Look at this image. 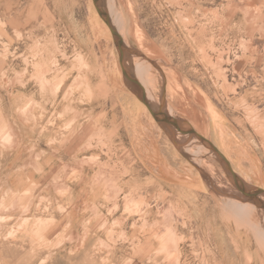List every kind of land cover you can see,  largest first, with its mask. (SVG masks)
<instances>
[{"label": "rangeland", "instance_id": "obj_1", "mask_svg": "<svg viewBox=\"0 0 264 264\" xmlns=\"http://www.w3.org/2000/svg\"><path fill=\"white\" fill-rule=\"evenodd\" d=\"M105 5L157 64L154 108L165 85L166 111L264 187V0ZM145 105L93 0H0V264H264V208Z\"/></svg>", "mask_w": 264, "mask_h": 264}, {"label": "water", "instance_id": "obj_2", "mask_svg": "<svg viewBox=\"0 0 264 264\" xmlns=\"http://www.w3.org/2000/svg\"><path fill=\"white\" fill-rule=\"evenodd\" d=\"M93 2H94V5L99 15L104 20V22L109 26L112 32L115 45L118 48L122 70H123L124 76L126 77L128 84L129 83L133 84L136 87L137 95L140 97L142 101H144V103H146L152 115L155 117L158 123L162 126L164 131L173 139L174 142H175L174 138H175L176 133L184 132L186 134H189L192 137H196L201 143L206 144L217 155L228 177L231 179V181H233L237 189L241 193H243L244 197H241V195L237 193H234V195L240 198L252 200L259 207L264 208V199L262 198V196H264V187L248 185L244 181V179H242L240 175L235 171L230 160L226 157L225 154H223L219 150V148L214 144V142H212L210 139L205 137L203 134L199 133L188 120L178 118L177 116L172 115L166 111L165 109L166 87L165 85H164L165 89L162 92L161 101L158 104V106H155L154 108L155 104H153L152 102L148 100L144 86L142 85L140 80L137 78L135 73L131 70V68L126 65L127 63L126 56L130 55V56L141 57V58L148 60L155 66H157L156 62L153 59L147 57L146 54H144L142 51L132 48L124 41V38L122 37V35L119 33L118 29L112 22V18L105 6V0H93ZM190 160L192 161L191 158ZM195 165L204 173V170H202L200 166H198L196 163ZM209 179H210L212 186L216 189V185L213 179L212 178H209Z\"/></svg>", "mask_w": 264, "mask_h": 264}, {"label": "bare ground", "instance_id": "obj_3", "mask_svg": "<svg viewBox=\"0 0 264 264\" xmlns=\"http://www.w3.org/2000/svg\"><path fill=\"white\" fill-rule=\"evenodd\" d=\"M106 6V5H105ZM106 9H107V11L109 12V14H110V16H111V18H112V22H113V24L116 26V28L118 29V31H119V33L122 35V37L124 38V35H123V32H122V29H121V27L117 24V22L115 21V19L113 18V16L111 15V12L108 10V8L106 7ZM124 41L126 42V39L124 38ZM131 58H133V59H137V61H138V63H141V64H144L145 66H147L148 68H149V70L148 71H142L139 67H136V71H135V75L137 76V78L140 80V82L141 81H143V82H146V78H145V76H147V78L149 79L148 80V83H149V81L150 82H152L153 83V85H155V88H157V82H155V76L157 77V72H156V69H157V67H155V65L154 64H152L151 62H149L148 60H146V59H144V58H141V57H137V56H130V55H127L126 56V62L127 63H129V61L131 62V64L133 65V62L130 60ZM134 61V60H133ZM154 69V70H153ZM145 74V75H144ZM125 80H126V77H125ZM126 83L128 84V82H127V80H126ZM159 83V82H158ZM129 86H130V83L128 84ZM154 88V87H153ZM162 89V88H161ZM154 90V89H153ZM163 90H164V87H163ZM160 92V91H159ZM163 92V91H162ZM155 94V93H154ZM152 97V96H151ZM155 99H156V97H154ZM154 100V99H153ZM150 102H151V99L149 100ZM161 101V100H160ZM139 103V102H138ZM140 104V103H139ZM144 105V104H143ZM146 106V105H145ZM144 106V107H145ZM168 112L170 113V114H172V115H174L173 113H172V111H171V109H168ZM157 121V120H156ZM183 134H185L186 135V137H188L189 136V134H186V133H184V132H177L176 133V137L178 138V137H180V136H182ZM175 139V142H178V140L176 139V138H174ZM189 147H191L190 149H186V150H188V151H192V153L194 154V155H201V154H197L198 152H200V151H202V150H204V149H210L206 144H203V143H201L200 145H197V146H195V145H191V146H189ZM183 148V147H182ZM188 151H185V152H187L188 153ZM183 152V151H182ZM186 153V154H187ZM196 157V159L198 160V161H200V160H202V158L201 157H197V156H195ZM189 158V157H188ZM184 160H186L188 163H189V159H186V158H184ZM195 168V167H194ZM196 169V168H195ZM209 169H210V171H212V173L213 172H215V169L213 168V170H212V168H210L209 167ZM197 170V169H196ZM236 171V170H235ZM211 176V175H210ZM214 176V175H213ZM202 178V177H201ZM185 189V188H184ZM185 191V193L187 194H190L186 189L184 190ZM183 191V192H184ZM184 194V193H183ZM243 194V193H242ZM241 194V195H242ZM185 195V194H184ZM243 196V195H242ZM240 198V197H239ZM262 198L264 199V196H262ZM242 199V198H241ZM234 204H239V207L241 206V208H240V210H243V211H245L246 213H248V214H253V213H251L249 210H248V208L244 205V204H242L241 202H239V200H237V199H230ZM254 215H257V214H254ZM221 237H224V235L223 236H221ZM224 239H226L225 237H224ZM227 240V239H226Z\"/></svg>", "mask_w": 264, "mask_h": 264}]
</instances>
